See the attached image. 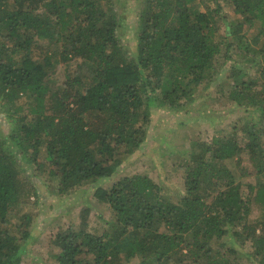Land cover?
Returning a JSON list of instances; mask_svg holds the SVG:
<instances>
[{"label":"trees","instance_id":"16d2710c","mask_svg":"<svg viewBox=\"0 0 264 264\" xmlns=\"http://www.w3.org/2000/svg\"><path fill=\"white\" fill-rule=\"evenodd\" d=\"M227 2L244 21L228 20L218 0H144L131 54L118 0H0V110L10 119L0 126V264H22L42 225L41 212L24 209L43 194L41 171L44 192L80 190L111 212L88 231V198L79 226L59 224L58 264H240L245 246L264 264V0ZM44 43L42 62L34 52ZM73 61L87 75L51 88L55 62ZM216 82L218 100L247 120L182 152L178 202L152 177L121 171L147 140L153 105L180 114Z\"/></svg>","mask_w":264,"mask_h":264},{"label":"rangeland","instance_id":"374dc122","mask_svg":"<svg viewBox=\"0 0 264 264\" xmlns=\"http://www.w3.org/2000/svg\"><path fill=\"white\" fill-rule=\"evenodd\" d=\"M213 2L207 3L212 5ZM218 2L223 6L228 20L236 23L244 21L243 18L235 14L234 7L227 0H218ZM116 5L122 23L119 34L121 42L131 54L135 53L140 30L139 17L145 6L144 0H118ZM258 26L259 23H256L254 27L247 28L246 33L249 36L254 35L259 28ZM224 33V27L222 26L219 34L224 35ZM48 48L46 43L42 44L41 48L39 46L35 49V57L45 62L47 60L46 51H48L45 49ZM221 60H219V64L222 63ZM80 63V61H73L69 64L55 62L50 81H48L51 88H57L66 83L67 75L80 76L81 78L87 75L85 69L79 68ZM217 79L218 75L214 80ZM218 83L203 85L197 98L193 100L187 111L180 114H174L163 108L160 109L157 105H153L151 109L152 122L149 127L147 140L134 158L123 164L124 168L121 171L128 175L141 172L152 177L163 187V195L173 202H178L182 197L183 174L186 171V167H184L186 163L182 162L180 166V161L183 159L182 152L190 149V143L194 140L211 142L212 138L219 135L217 134V129H220L222 133L231 134L233 132L232 129L241 127L247 120V115L242 111L230 112L232 106L223 96L218 100L217 97L220 96ZM222 89L224 90L225 87H222ZM25 109L27 110V108ZM4 111V109L3 111L0 110V126L7 132L8 126H10V119ZM237 139L241 145L248 141L241 130L237 134ZM229 167L233 168L234 165L230 164ZM244 167L252 170L248 160H245ZM43 174L44 172L41 171L40 177L35 179L43 194L40 197L33 196L29 200L28 205L24 206L25 210L31 209L41 212L38 222L42 225L35 230L31 242L26 245V254L22 264H58L53 257L59 251L52 244L53 236L56 234L59 224L65 223L67 225L74 222L75 225L79 226L80 211L88 198H90L93 208V212L88 218V231L93 233L100 231L102 226H104L103 221H107L111 217V212L104 205L97 203L91 197L92 195L83 196L80 190L66 198H59L56 194H50L51 192H44L46 187L43 185L45 184L42 178ZM106 181L107 179H103V184L99 183V186L110 187V184ZM253 181L254 178L247 180V182ZM243 191L246 196L248 194L246 186H244ZM253 210L251 219H256L261 215V211L259 206L253 207ZM100 216L104 218L103 221ZM240 251V264H258V260L253 259L249 246H245ZM131 264H137V262H132Z\"/></svg>","mask_w":264,"mask_h":264}]
</instances>
